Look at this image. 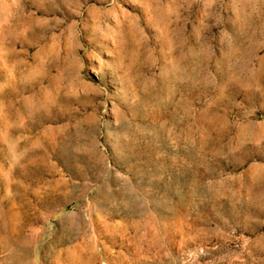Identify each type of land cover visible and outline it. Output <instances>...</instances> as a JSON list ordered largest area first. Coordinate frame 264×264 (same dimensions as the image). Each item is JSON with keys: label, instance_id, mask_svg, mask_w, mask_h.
I'll use <instances>...</instances> for the list:
<instances>
[{"label": "rangeland", "instance_id": "rangeland-1", "mask_svg": "<svg viewBox=\"0 0 264 264\" xmlns=\"http://www.w3.org/2000/svg\"><path fill=\"white\" fill-rule=\"evenodd\" d=\"M0 264H264V0H0Z\"/></svg>", "mask_w": 264, "mask_h": 264}]
</instances>
